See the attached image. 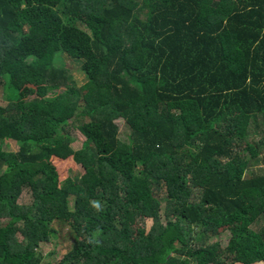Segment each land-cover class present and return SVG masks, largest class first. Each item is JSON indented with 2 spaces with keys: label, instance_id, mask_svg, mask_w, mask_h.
<instances>
[{
  "label": "trees",
  "instance_id": "trees-1",
  "mask_svg": "<svg viewBox=\"0 0 264 264\" xmlns=\"http://www.w3.org/2000/svg\"><path fill=\"white\" fill-rule=\"evenodd\" d=\"M254 159L264 0H0V264L264 263ZM54 225L71 247L43 263Z\"/></svg>",
  "mask_w": 264,
  "mask_h": 264
},
{
  "label": "rangeland",
  "instance_id": "rangeland-1",
  "mask_svg": "<svg viewBox=\"0 0 264 264\" xmlns=\"http://www.w3.org/2000/svg\"><path fill=\"white\" fill-rule=\"evenodd\" d=\"M79 26L84 27L81 24H79ZM56 63L58 66L64 67L67 70V75L71 78L72 81H74L78 89L86 84L87 82L86 76L82 72L80 64L66 57H63L62 60H57ZM117 125L119 127L120 139L122 141L127 140V136L129 135V129L125 121L120 119L117 121ZM71 135L75 138L72 147L75 150L80 149L82 143L85 140L84 137L77 130H72ZM1 144L3 150L6 152L9 151L15 152L19 149V145H20L11 140H5ZM260 159L261 158H259V160ZM254 160L252 161L251 169H248V171L245 173L246 178H251L253 176V172H256L258 175H260L262 174V171H264V165H262V163L259 162H257L256 164V160L255 161ZM54 162L57 164L59 172L61 173V180H64L67 177V175H69V173L77 174V172L79 173L84 172L81 166H78L77 168L76 165L70 162H63L62 164L61 162L56 160H54ZM31 200L32 197L30 191L25 189L19 198V203L29 204ZM162 214H164V212H162ZM145 223H146V229L147 231H149L150 227L152 226V220H146ZM260 223H263V221H261ZM60 226L61 227L55 226V228H57V230L59 231L58 238L52 239L51 242L42 244L40 246V250L44 257L43 263L55 262V260L58 257L66 254L70 250L72 240L68 235L69 228L68 226H62V225ZM261 226L262 224L260 225L255 224L252 228L253 230L258 231ZM229 239H230V234L224 233L220 236H216L215 238L211 239V243L217 241L221 244L222 247H226L229 242ZM258 264H264V263H258Z\"/></svg>",
  "mask_w": 264,
  "mask_h": 264
}]
</instances>
